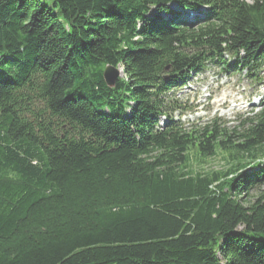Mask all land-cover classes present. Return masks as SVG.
<instances>
[{"label":"trees","instance_id":"1","mask_svg":"<svg viewBox=\"0 0 264 264\" xmlns=\"http://www.w3.org/2000/svg\"><path fill=\"white\" fill-rule=\"evenodd\" d=\"M225 57L264 82V0H0V264H264V99L157 128Z\"/></svg>","mask_w":264,"mask_h":264},{"label":"rangeland","instance_id":"2","mask_svg":"<svg viewBox=\"0 0 264 264\" xmlns=\"http://www.w3.org/2000/svg\"><path fill=\"white\" fill-rule=\"evenodd\" d=\"M171 7L176 12H181L174 6L171 5ZM118 74L120 78L123 76L121 68L118 69ZM188 85L187 91L184 90L178 96L181 103H185L184 113L190 118L199 117L204 122L213 117H223L234 121L236 115L249 111L251 104L256 103L255 98L262 93V89L256 82L243 80L242 76L236 74L230 77L224 76L215 66L193 77ZM193 154L190 155L192 173L205 175L212 171L219 172L226 167L225 158L220 154L210 159L198 158ZM249 192L252 191L249 190ZM255 197L256 194L252 192L248 200Z\"/></svg>","mask_w":264,"mask_h":264},{"label":"water","instance_id":"3","mask_svg":"<svg viewBox=\"0 0 264 264\" xmlns=\"http://www.w3.org/2000/svg\"><path fill=\"white\" fill-rule=\"evenodd\" d=\"M118 76H119L118 70L113 69L111 67H106L103 72L104 81L109 87H112L115 84Z\"/></svg>","mask_w":264,"mask_h":264},{"label":"bare ground","instance_id":"4","mask_svg":"<svg viewBox=\"0 0 264 264\" xmlns=\"http://www.w3.org/2000/svg\"><path fill=\"white\" fill-rule=\"evenodd\" d=\"M177 121H183V118H179ZM172 124V123H171ZM169 125L168 123L166 124V126ZM165 126V127H166ZM163 129V128H162Z\"/></svg>","mask_w":264,"mask_h":264}]
</instances>
